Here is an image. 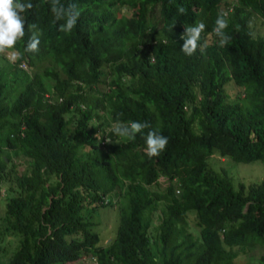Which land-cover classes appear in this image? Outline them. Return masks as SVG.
Masks as SVG:
<instances>
[{
  "label": "trees",
  "instance_id": "1",
  "mask_svg": "<svg viewBox=\"0 0 264 264\" xmlns=\"http://www.w3.org/2000/svg\"><path fill=\"white\" fill-rule=\"evenodd\" d=\"M222 1L61 0L81 13L64 33L49 0H32L25 16L37 25L39 51L25 52V37L13 49L23 58L0 67V188L10 181L9 151L27 160L1 198L0 264H72L82 252L94 264H264V252L235 260L239 249L264 246V179L235 187L207 160L217 151L264 164V36L250 27L254 13L264 17V0H232L227 12ZM219 13L231 37L224 47L213 32ZM201 21L208 47L187 56L181 33ZM37 60L46 65L30 74L23 64ZM229 80L243 88L241 100L226 98ZM129 121L168 137L166 149L146 155L150 129L119 142L112 127L100 129ZM160 175L165 188H149ZM108 195H122L120 218L101 244L88 216Z\"/></svg>",
  "mask_w": 264,
  "mask_h": 264
},
{
  "label": "clouds",
  "instance_id": "2",
  "mask_svg": "<svg viewBox=\"0 0 264 264\" xmlns=\"http://www.w3.org/2000/svg\"><path fill=\"white\" fill-rule=\"evenodd\" d=\"M51 12L56 21H63L59 24V31L71 33L77 26L81 15L78 6L75 3L65 5L61 0H49ZM35 7L32 0H0V55H5L10 63H16L23 58V53L19 51H8L15 48L17 41L24 40L27 37L25 52L34 53L39 51L41 43L40 33L35 23H28L25 13ZM183 6L177 8L180 15L186 13ZM226 13H219L213 32L219 38V45L224 47L231 39L226 33L228 20ZM174 24L172 25V27ZM206 25L204 22H196L193 25L185 26V31L181 33V39L184 41L181 51L187 55H194L197 50L203 52L207 47V41L201 43L202 33ZM145 129H150L148 122L129 121L127 123L117 122L111 128V133L120 138L134 140L137 134H143ZM109 143L112 141L109 140ZM146 155L149 158L159 156L169 143L168 137L160 134L157 130H149L145 134Z\"/></svg>",
  "mask_w": 264,
  "mask_h": 264
},
{
  "label": "rangeland",
  "instance_id": "3",
  "mask_svg": "<svg viewBox=\"0 0 264 264\" xmlns=\"http://www.w3.org/2000/svg\"><path fill=\"white\" fill-rule=\"evenodd\" d=\"M228 1L229 3L225 7V12H227L230 7V1L232 0H223ZM125 7H122L121 11H123ZM159 6H156L154 9V16H155V24L156 27H160L162 25V22L159 17ZM250 27L252 29V33L254 35H263L264 36V17L260 16L259 14H253L250 17ZM8 51H13L8 50ZM0 67L7 66V64H3L7 62V58L5 55H0ZM48 63L51 58L46 57ZM46 65V62L44 60H37L35 64L30 67L27 63L23 64V67L25 69H28L30 74H33L35 72H41L43 67ZM57 71L64 76V73L58 68L55 67ZM103 79V77H102ZM100 84V83H99ZM100 87H102V84H100ZM103 88V87H102ZM224 92L226 93V98L228 100H241L244 95V90L241 86L234 83L232 80H229L225 82L224 84ZM46 95H49L46 93ZM48 100L51 101L52 99L50 96H48ZM99 112L104 115L105 111L102 112L101 109H99ZM99 121V119H98ZM114 125V122H110L108 124L103 125L100 129L104 130V135H107V131ZM107 137V136H106ZM88 145L81 147V149L87 148ZM0 149L2 151L6 150V147L2 146L0 143ZM9 149V148H7ZM10 161L7 165V170L9 171V177L10 181L12 180V173H21L22 171L27 170V160L22 156L21 154H15L13 150H10ZM2 153V152H1ZM5 158L8 161V158L6 155H4ZM208 163L211 167H213L215 170L218 171H225L224 174L231 177L233 184L235 187H239V184L241 182L244 183V185L248 186L250 183L253 182H259L262 179H264V164L260 160H254L251 162H243V161H236L232 159L229 156H223L219 154L217 151L211 153L207 157ZM9 181V182H10ZM9 182L3 181L1 188H0V215L4 212V200L1 198H4L5 193V187L8 186ZM167 184V178L164 175H160L158 177L157 183H153L149 185V188L157 189V190H163ZM123 190V189H122ZM120 197L117 196H110L108 195V198H111V203L105 206L98 207L94 212H90L91 206L87 205V211L88 214L91 213L88 218H92L94 221V224L92 226V229L97 231L99 234V243L105 244L108 242L111 238L114 237L117 226L119 224V204H120ZM86 212L82 211V213L87 217ZM188 219L190 221V224H192L195 220V214L193 212H190L188 214ZM156 224V222L153 220L152 227L150 229V232L153 230V226ZM78 232V231H77ZM75 232L74 234L79 235L81 233ZM12 240V242L8 245L9 251H12V248L15 245V240L12 236L7 235L6 240ZM239 252L237 253L235 260L237 262H256L259 255L264 252V246L255 245L254 247L250 248L248 247L246 250L239 249ZM72 264H94L95 263V257H91V255L86 254L85 252L81 253V256L78 260H75L71 262Z\"/></svg>",
  "mask_w": 264,
  "mask_h": 264
}]
</instances>
